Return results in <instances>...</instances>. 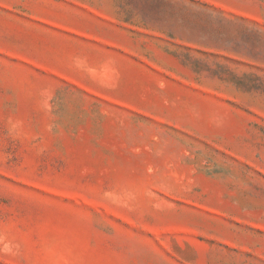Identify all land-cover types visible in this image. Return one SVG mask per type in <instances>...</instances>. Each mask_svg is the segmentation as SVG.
<instances>
[{
    "label": "rangeland",
    "instance_id": "374dc122",
    "mask_svg": "<svg viewBox=\"0 0 264 264\" xmlns=\"http://www.w3.org/2000/svg\"><path fill=\"white\" fill-rule=\"evenodd\" d=\"M0 264H264V0H0Z\"/></svg>",
    "mask_w": 264,
    "mask_h": 264
}]
</instances>
